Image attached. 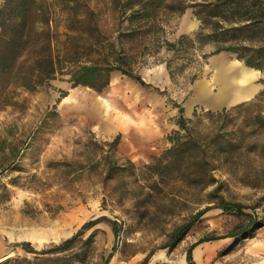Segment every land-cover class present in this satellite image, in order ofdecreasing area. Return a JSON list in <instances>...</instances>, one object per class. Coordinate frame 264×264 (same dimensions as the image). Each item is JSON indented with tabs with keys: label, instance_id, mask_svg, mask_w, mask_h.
<instances>
[{
	"label": "rangeland",
	"instance_id": "obj_1",
	"mask_svg": "<svg viewBox=\"0 0 264 264\" xmlns=\"http://www.w3.org/2000/svg\"><path fill=\"white\" fill-rule=\"evenodd\" d=\"M7 3L0 0V9ZM18 7V0H10L0 25H15ZM27 10L24 25L33 26L34 37L42 41L63 43L66 27L76 36L80 25L98 29L101 38L115 39L120 30L132 25L129 13H122L112 0H30ZM162 20L167 40L192 35L200 27L191 7ZM44 25H50V30ZM213 49L212 45L197 46L189 58L178 57L174 65L182 69L171 78L165 60L173 54L162 42L159 54L141 58L136 67L149 86L118 70L110 73V84L101 92L85 85L72 86L68 75L45 81L34 91L16 87L11 80L0 84V140L7 138L8 144L21 146V170L1 172L9 159L0 155V264H21L24 258H33L21 245L25 241L39 250L49 248L76 234L85 223L103 217L83 236L95 235L88 264H102L110 253L107 264H189L188 249L207 237L214 238L193 250L197 264H264V131L238 130L256 109L232 111L223 119L225 130L232 131L230 136L240 144L212 156L218 166L213 171L218 181L213 185H204L206 176L187 159L165 169L162 178L155 176L147 182L145 166L153 161L132 159L119 146L114 158L129 169L107 177L103 157L112 154L109 142L118 136L120 123L143 125L166 120L172 124L182 107L188 125L204 142L223 121L212 115L260 93L264 74L254 70L251 90L240 100L235 101L233 94L230 100L225 98V104L213 107L217 105L212 101L199 98L197 89L202 97L209 87L216 93L223 90L216 78L220 64L246 69L234 54H211ZM254 87H260L259 91L244 100ZM231 90L235 92V88ZM257 110L264 111V103ZM177 129H170L168 135ZM254 143H259V148ZM130 160L136 169L129 166ZM221 197L246 205L245 211L263 222L252 237L239 234L241 226L248 227L249 219L219 207ZM193 219L197 222L185 238L173 249L166 247L172 233ZM111 222L118 224L119 235Z\"/></svg>",
	"mask_w": 264,
	"mask_h": 264
},
{
	"label": "trees",
	"instance_id": "obj_2",
	"mask_svg": "<svg viewBox=\"0 0 264 264\" xmlns=\"http://www.w3.org/2000/svg\"><path fill=\"white\" fill-rule=\"evenodd\" d=\"M64 1L76 3L78 0ZM112 2L122 13H129L127 18L132 24L120 30L115 39L101 38L100 34H96L99 33L98 29L90 28L91 25H80L76 33L77 38L72 36V28L66 27L67 39L60 43L58 40L42 41L34 37V27L24 25L30 0H18L19 7L14 10V14L18 17L17 23L0 25L2 29L0 84L11 80L10 84L16 87L34 91L45 81L68 75L72 86L85 85L101 92L110 84V73L118 70L141 85L149 86L136 71V67L141 58L159 54L162 42H165L167 51L173 54L171 58L165 60L171 78H174L182 69L181 65H174L178 57L189 58L195 47L205 45L214 47L211 54L230 52L244 63L246 69L259 70L264 74V0H112ZM9 6L10 0L7 6L0 9V18L9 10ZM189 7L193 9L194 17L200 21L198 31L192 35L182 34L174 40H167L166 29L164 25H161L162 18L183 14ZM44 26L45 29L50 30V25ZM81 52L85 55H80ZM261 82L264 84V79H261ZM261 103H264V88L253 99L231 109L223 108L221 112L212 115V118L220 121L229 117L232 111L241 113L256 109L245 117L244 123L238 130L239 132L245 129H250L252 132L264 131V111L257 110ZM183 112L184 109L181 107L177 119L179 129L168 135L171 146L164 151L163 155L145 166L148 173L145 180L151 182L155 176L162 178L165 169L177 164L180 160L187 159L191 167L198 169L206 176L204 185H213L218 181L213 172L218 169V166L215 165L212 156L227 153L229 148L237 147L240 141L230 136L232 131L225 130L224 120L215 134L209 136L204 142L200 141L188 125L189 120ZM41 128L39 127L37 132ZM119 143L120 135L109 142L112 154L107 153L103 157L106 161L108 178H113L129 169L126 164L119 165L114 158ZM254 144L259 148V143ZM20 149L21 146L15 143L8 144L7 138L0 140V155L9 159V165L2 167L1 172L9 168L21 170L19 169ZM261 150L264 152V142ZM128 164L131 168H137L131 160ZM132 173L137 175L135 171ZM12 182L18 184L17 178H13ZM3 187L7 190L6 185ZM218 206L227 212L249 219L248 227L239 228V234L243 238L252 237L255 230L263 224L253 219L252 215L245 211L247 206L240 202L226 201L221 197ZM201 214L203 211L197 216ZM103 218L85 223L76 234L49 248L39 250L29 241L21 243L28 253L34 254L33 258H24L21 264H88L89 254L95 243V235L91 233L85 239L83 236ZM196 222L197 219H193L179 226L172 233V240L166 244V247L175 248ZM111 225L115 235H119L118 224L111 222ZM213 238H203L188 249L189 264H197L193 257L194 248L201 242ZM111 256L112 253L103 258L102 264H107ZM144 263L146 264V261Z\"/></svg>",
	"mask_w": 264,
	"mask_h": 264
},
{
	"label": "crops",
	"instance_id": "obj_3",
	"mask_svg": "<svg viewBox=\"0 0 264 264\" xmlns=\"http://www.w3.org/2000/svg\"><path fill=\"white\" fill-rule=\"evenodd\" d=\"M259 88L254 87L252 94L244 100L252 98L259 91ZM224 89L225 88L216 93L209 87L207 89V93L203 95L204 98L198 93L197 89V95L201 99L206 98L205 100L214 101L213 103L217 106L213 107H218L220 106L219 104L223 105V103H219V96L221 94L220 92H224L226 90ZM233 94L234 96L236 95L233 91L229 92V94L225 92L226 100H230L232 98L230 95ZM236 100L238 99H235V101ZM119 126L120 129L117 133L118 135H121L122 133L123 137L119 143L121 151L132 159L142 158L146 162H152L157 156H159L163 148L170 144L168 140L169 130L176 128L178 125L177 120L174 119L172 124H169L166 120H160V122L155 121L153 123H145L143 125L140 123H120Z\"/></svg>",
	"mask_w": 264,
	"mask_h": 264
},
{
	"label": "bare ground",
	"instance_id": "obj_4",
	"mask_svg": "<svg viewBox=\"0 0 264 264\" xmlns=\"http://www.w3.org/2000/svg\"><path fill=\"white\" fill-rule=\"evenodd\" d=\"M252 71L253 70H249V69L246 70L231 63L220 64L216 76L217 83L223 85L226 90L224 89L225 91L222 92L221 95L219 96L220 97L219 103L220 102L224 103L223 101L225 100V92L229 94V92L233 91L231 90L233 88H235V93H236L234 97L235 99L240 100L244 95H246L245 93L251 90L250 87L256 78V75Z\"/></svg>",
	"mask_w": 264,
	"mask_h": 264
}]
</instances>
